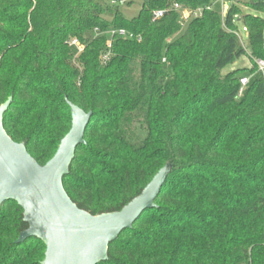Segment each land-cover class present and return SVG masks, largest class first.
Segmentation results:
<instances>
[{
  "label": "trees",
  "instance_id": "trees-1",
  "mask_svg": "<svg viewBox=\"0 0 264 264\" xmlns=\"http://www.w3.org/2000/svg\"><path fill=\"white\" fill-rule=\"evenodd\" d=\"M119 1L0 0L5 130L44 165L71 129V105L91 113L63 185L92 215L121 211L167 171L155 206L98 264H264V72L256 62L223 72L245 55L264 60V0L184 26L152 11L213 0H148L133 18ZM111 28L142 40L113 38L104 62ZM23 212L14 200L0 207V264L44 260L39 238L17 243Z\"/></svg>",
  "mask_w": 264,
  "mask_h": 264
},
{
  "label": "water",
  "instance_id": "water-1",
  "mask_svg": "<svg viewBox=\"0 0 264 264\" xmlns=\"http://www.w3.org/2000/svg\"><path fill=\"white\" fill-rule=\"evenodd\" d=\"M11 100L0 105V207L5 201L14 200L24 211V221L29 226L17 243L39 238L46 247L41 264L105 261L110 243L124 229L131 228L146 209L155 206L167 171L161 170L143 193L121 211L92 215L72 201L63 185L77 147L85 143L91 113L71 105V129L54 156L41 165L24 143L14 141L5 130L4 114Z\"/></svg>",
  "mask_w": 264,
  "mask_h": 264
},
{
  "label": "built area",
  "instance_id": "built-area-1",
  "mask_svg": "<svg viewBox=\"0 0 264 264\" xmlns=\"http://www.w3.org/2000/svg\"><path fill=\"white\" fill-rule=\"evenodd\" d=\"M227 1H233V0H213L211 4L200 6L197 8H190L186 7L180 3H173L172 5L166 7V8H160L155 9L152 11V21H157L162 19L164 16H166L170 12H176L178 13V21L181 25H185L190 20L201 17L205 11H213L214 3H220L222 7V15L225 16L229 6L227 5ZM97 33L100 31L98 28H96ZM108 34L110 35V38L107 41V51L103 55V61L106 62L109 60L111 55V48H112V39L115 37L120 38H128V39H137L138 41L142 40V35H136L133 32L125 29V28H111L108 31ZM71 45L77 46L79 50H83V46L80 44V42L77 39H73L70 43ZM257 64L259 66V69L264 72V60L258 59ZM241 85L242 88L240 90V94L242 93L243 89L249 82L248 77H242L241 78Z\"/></svg>",
  "mask_w": 264,
  "mask_h": 264
},
{
  "label": "rangeland",
  "instance_id": "rangeland-1",
  "mask_svg": "<svg viewBox=\"0 0 264 264\" xmlns=\"http://www.w3.org/2000/svg\"><path fill=\"white\" fill-rule=\"evenodd\" d=\"M148 0H120L119 1V6L121 11L123 12L124 16L127 18H133L138 15L140 9L142 8L144 2ZM244 1L246 0H233L232 2L239 3L244 11H248L249 8L245 7L243 5ZM213 2V1H212ZM231 1H227V5L230 7ZM214 8L221 13L222 7L220 3H214ZM237 34L239 36L240 43L244 46H248V36L247 32L244 30L242 25H239V30L237 31ZM258 59H251L249 55H245L241 57L239 60H237L234 64H231L227 66L223 72L227 73L230 71H233L235 69H244V68H252L255 64L254 62L257 63ZM246 72V70H245Z\"/></svg>",
  "mask_w": 264,
  "mask_h": 264
}]
</instances>
